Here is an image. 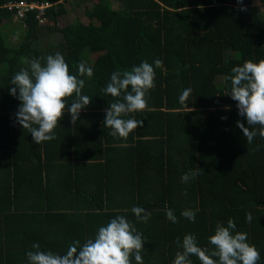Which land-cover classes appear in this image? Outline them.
<instances>
[{
  "label": "trees",
  "instance_id": "obj_1",
  "mask_svg": "<svg viewBox=\"0 0 264 264\" xmlns=\"http://www.w3.org/2000/svg\"><path fill=\"white\" fill-rule=\"evenodd\" d=\"M66 1L77 3L63 0L48 7L44 25L32 11L17 20L18 27L24 26L22 39L12 45L5 42L2 25L12 22L15 9L0 7V171L9 170L18 182L25 167L33 181L47 182L53 175L62 183L75 169L107 171L116 159H109L111 152H121L122 163L116 160L121 172L137 185L98 186L100 181L94 179L97 186H56L53 204L66 203L43 207L44 212H37L36 204L17 203L26 187L0 186V264H28L26 252L37 242L41 250L64 254L72 241L83 244L118 215L146 238L144 264H172L182 251L177 239L182 241L188 233L197 237L199 246L208 247L207 238L217 223L226 225L229 219L235 221V231L247 233L248 242L260 252L258 264H264V139L257 135L247 144L237 121L251 126L227 95L231 84L226 79L234 66L264 59V0H243V5L237 0H89L83 10L87 23L75 19L60 26ZM56 32L61 34L56 45L40 42L45 34ZM57 52L72 74H77L80 62L93 69L90 79L80 77L85 80L82 94L91 102L75 125L65 112L55 129L56 139L38 145L16 122L21 102L10 94V80L26 67L22 57ZM156 59L163 62L159 68ZM142 61L153 64L156 86L148 93V107L124 118L143 120V126L127 140L116 139L103 126L114 98L101 89L113 72L130 70ZM186 88L192 91L182 105L179 96ZM85 160L92 163L79 164ZM197 169L194 179L182 182L185 173ZM146 181L154 186H143ZM122 187L128 199L119 206L113 194ZM79 198L85 203L86 211L80 215L86 225L73 218L80 209L73 201ZM133 206L151 213L148 223L136 221ZM166 209L173 210L177 223L166 218ZM186 209L196 212L194 223L181 216ZM50 220L60 225L58 230L47 226ZM190 259L200 264L197 257Z\"/></svg>",
  "mask_w": 264,
  "mask_h": 264
},
{
  "label": "clouds",
  "instance_id": "obj_2",
  "mask_svg": "<svg viewBox=\"0 0 264 264\" xmlns=\"http://www.w3.org/2000/svg\"><path fill=\"white\" fill-rule=\"evenodd\" d=\"M243 5V0H237ZM241 11L246 10L243 6ZM26 67L16 72L10 80V94L21 103L15 113L16 122L27 129L36 144L56 139L55 129L60 124L65 112L75 125L82 109L87 107L91 98L82 94L85 80L80 77L93 76V69L84 62L77 65V74H72L64 56L57 52L47 57L29 59L21 58ZM160 59L154 61L155 68L161 67ZM155 68L153 64L142 61L130 70L115 71L110 81L101 91L105 96L114 98L105 110L103 126L110 129L109 135L116 139L127 140L129 134L143 126V120L125 119L132 113L143 112L148 107V93L155 88ZM227 93L235 102L238 114L246 118L247 124L237 121L239 128L250 145L259 135L264 139V59L258 62L246 60L242 65L234 66ZM191 89L186 88L179 96L183 105L188 100ZM71 103H69V99ZM258 126V130H256ZM251 129V130H250ZM199 170H190L181 180L184 183L194 179ZM131 212L137 222L148 223L151 213L144 208L133 206ZM181 216L195 222L196 212L183 210ZM166 218L177 223L173 210L166 209ZM246 220L251 222V214ZM236 223L229 219L227 224L217 223L214 233L209 235L208 247H201L197 237L188 233L182 241L178 238V251L172 264H192L190 257L198 258L200 264H258L259 250L248 242L246 232L235 231ZM146 238L138 231L135 224L125 216L118 215L106 225L98 227L93 238L83 244L74 240L64 254L51 250H41L40 244L33 243L26 252L28 264H144L141 255Z\"/></svg>",
  "mask_w": 264,
  "mask_h": 264
},
{
  "label": "crops",
  "instance_id": "obj_3",
  "mask_svg": "<svg viewBox=\"0 0 264 264\" xmlns=\"http://www.w3.org/2000/svg\"><path fill=\"white\" fill-rule=\"evenodd\" d=\"M47 20H46V23H47ZM6 25H7V27H9L7 30L5 27ZM11 25H12V22H7V21L5 23H3V25H2V32H3L2 35L6 36L5 42L8 43L9 45H12V42L9 39V38H11V36L16 37V39H19V41H20V39H22L21 35L23 33L22 32L23 30L21 31L20 27L14 28V26H11ZM42 25H44V24H42ZM4 30L6 33H4ZM47 36H49V35H47ZM60 39H61V37H60ZM60 39L58 40V42L60 41ZM58 42H56V44ZM49 43L52 44L51 41H49ZM45 44H48V43H45ZM119 153H120V155H117ZM121 154H122L121 152H113V153L111 152L109 159L113 158V157H116V159L113 162V164H111V162L109 163V166L107 167V171L104 170V171H106L105 176L103 175L104 171H101V172L97 171L96 172V170L94 168L90 167V169H88L86 171L85 170L84 171H82V170L77 171L75 169L73 171V173H74L73 176H71L70 179L65 181V182L61 181L62 183L58 182L59 180H57V179L55 180L53 178V175H52V178L49 179L47 182H43L38 178H36L35 181H33V177L26 176L29 174L28 169L23 167L22 169H20V170H22L20 173H22V175H24V176L19 177L18 182L13 181L12 173L11 172L9 173V170L7 171L8 173L6 171L5 172L0 171V186H24V187H26L25 194L24 195H18L17 203L19 205H24V206H26V205H28V206L33 205L34 206L36 204L37 206H40V207H37V212H44L45 210H43V207H47L48 205L56 206V205H61V204L66 203V201H65L61 204H53V202H54L53 199L55 198L54 193L58 192L56 186H97L96 183L94 182V179H97L100 181L98 186H105L104 184H106V185L108 184L109 186H123V187L124 186H136L137 185L136 182H133V183L129 182L127 176H125V172H121V171H123V169H121L120 163H118L116 161L117 159H120V162L122 163L121 159L124 156ZM84 162H86L87 165H90L92 163L90 160H88V161L85 160V161H81L79 164L80 165L84 164ZM75 163L76 162H73V164H75ZM81 167L84 168L85 166L82 165ZM59 168H61V167H57V170ZM10 171H13V169H10ZM98 177L101 178V180ZM105 177H107V180L104 182V180H102V179ZM30 186H33V187H30ZM143 186H154V185L152 182L149 183L148 181H146V182H144ZM123 187L119 188L117 190L119 192V194L117 191H115V193L113 194V200L119 206H121L122 204H125V200L128 199V194H126L125 190H123L124 189ZM91 188H93V187H88V190ZM73 206H78L80 208L79 214L78 215L75 214L74 217L70 216L68 218L73 217L74 219H79V220H81V222H78V223H81L82 225L83 224L86 225L87 221L85 220V216L80 215V213H84L86 211L84 201L81 202L80 198L76 201L74 200ZM58 210H61V209H58ZM43 218H44V216L42 217L41 220L44 222ZM78 223H76V225H78ZM54 224H56V222L54 220H50L47 222V226L49 225L50 227H52L54 229H57L58 227H60L59 224L58 225H54ZM78 226H79V228H81L80 225H78Z\"/></svg>",
  "mask_w": 264,
  "mask_h": 264
},
{
  "label": "rangeland",
  "instance_id": "obj_4",
  "mask_svg": "<svg viewBox=\"0 0 264 264\" xmlns=\"http://www.w3.org/2000/svg\"><path fill=\"white\" fill-rule=\"evenodd\" d=\"M74 2H77V3L76 4L75 3H71L69 1H66L64 3L67 11H66L65 14H63L59 18V25L60 26H63L66 23H70V22L74 21L75 19L82 20L83 22H86V23L88 22V19L84 15V11L83 10H84L85 5H89L91 2L89 0H74ZM112 5H113L114 8L118 7V3L116 1H113ZM262 8L264 9V6H262ZM13 21H15V22H13ZM11 26H14V28H19L18 27V23L14 19L12 20V25ZM5 27H6V30L9 28V27H7V25ZM23 27L24 26L22 25L21 31L23 30L22 29ZM4 33H6L5 30H4ZM60 37H61V34L58 33V32L53 33V34H49V36H47V34H45L40 39V42L42 44H45L46 42L49 43V41H51L52 44L55 45L56 42H58V40L60 39ZM9 39L11 40L12 44H16V43L19 42V39H16V37H13V36H11V38H9ZM94 56H95V54H91V56H90L91 59L94 58Z\"/></svg>",
  "mask_w": 264,
  "mask_h": 264
},
{
  "label": "built area",
  "instance_id": "obj_5",
  "mask_svg": "<svg viewBox=\"0 0 264 264\" xmlns=\"http://www.w3.org/2000/svg\"><path fill=\"white\" fill-rule=\"evenodd\" d=\"M63 0H55V2H50L48 0L43 1H27V0H7L0 7H6L9 10L15 9L13 16L14 20H23L27 12H35L34 17L39 24L46 23L47 8L52 5L62 2Z\"/></svg>",
  "mask_w": 264,
  "mask_h": 264
}]
</instances>
